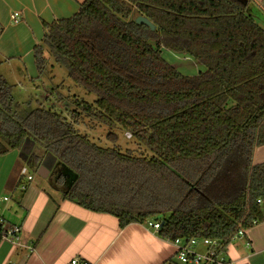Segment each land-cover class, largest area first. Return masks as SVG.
<instances>
[{"label":"trees","instance_id":"16d2710c","mask_svg":"<svg viewBox=\"0 0 264 264\" xmlns=\"http://www.w3.org/2000/svg\"><path fill=\"white\" fill-rule=\"evenodd\" d=\"M252 0H86L44 24L40 76L52 56L94 103L74 100L71 120L41 106L20 118L0 75V155L42 147L75 174L56 177L62 198L111 214L120 226L160 221L169 241L216 240L264 222V24ZM144 16L155 30L136 23ZM163 50L204 70L180 72ZM130 133L137 149L104 148L81 132ZM26 164L36 171L41 158ZM260 201V203L258 202ZM1 242V239H0Z\"/></svg>","mask_w":264,"mask_h":264},{"label":"crops","instance_id":"0c3cea01","mask_svg":"<svg viewBox=\"0 0 264 264\" xmlns=\"http://www.w3.org/2000/svg\"><path fill=\"white\" fill-rule=\"evenodd\" d=\"M85 1L0 0V75L16 88L27 81L35 83L40 74L34 50L44 38V24L72 17ZM247 10L255 18L258 12L264 14V0H252ZM37 150L31 147L0 155V215L20 227L15 241L1 240L0 264H71L74 259L89 264H181L174 242L144 224L123 228L111 214L63 199L56 177L62 175L68 185L74 176L49 154L32 171L26 158L31 152L38 154ZM255 162H264V146L256 149ZM22 168L33 175L25 190L19 188ZM38 174L45 183L36 181ZM241 252L247 254L245 259L239 258ZM223 258L236 264H264V222L245 229Z\"/></svg>","mask_w":264,"mask_h":264},{"label":"rangeland","instance_id":"374dc122","mask_svg":"<svg viewBox=\"0 0 264 264\" xmlns=\"http://www.w3.org/2000/svg\"><path fill=\"white\" fill-rule=\"evenodd\" d=\"M258 15H262V17ZM256 18L260 23L264 24V14L258 12ZM163 54L169 61L171 60L172 64L183 74L195 75L204 70L202 65L186 56L178 55L167 50H163ZM49 60L50 64L47 70L35 83L27 81L26 86H17V88L14 87L12 89L13 111L18 117L25 118L36 108L45 106L47 108H54L58 112L63 113L68 120H71L72 111L76 107L74 102L75 99L79 100V102L86 101L89 103H94L97 100V94L88 93L84 87L77 85L71 80L68 75V69L65 66L57 63L52 56H49ZM79 128L83 134L89 135L91 140L101 147L108 148L118 146L123 152L127 149H137L134 140L131 139L130 133H125L122 130L114 131L117 138L113 139L109 136V131L106 127L88 130L84 125H79ZM36 152L41 160L46 155L42 147H38ZM44 170L49 172V168H45ZM53 176L54 175H52V177ZM36 181L46 182L45 177L39 174L36 175ZM69 181H72V177H70ZM52 182V179H50L49 183ZM63 185V187L66 186L65 183H63ZM204 249V245L199 246L200 251H204Z\"/></svg>","mask_w":264,"mask_h":264},{"label":"built area","instance_id":"2783aa9c","mask_svg":"<svg viewBox=\"0 0 264 264\" xmlns=\"http://www.w3.org/2000/svg\"><path fill=\"white\" fill-rule=\"evenodd\" d=\"M20 177L21 184L19 188L21 190H25L27 183L33 180V175L29 173L27 168H22L20 171ZM258 202L260 203V201ZM144 225L155 232H158L162 226L161 222L157 220H149L145 222ZM19 232V226L11 224L0 215L1 240L15 241ZM244 235L245 229H240L235 235L231 237V240L226 246L225 251L219 255L216 254V250L219 248V243L216 240L197 237H192L187 240L176 239L173 241L176 246V258L181 264H236L235 261L226 262L223 258V255L226 253L227 249H229L232 243L240 240V238H242ZM200 245H204L207 248L203 253L198 251ZM247 245L249 248L250 244L248 243ZM246 257L247 254L244 252L239 254L240 259H245ZM71 264H89V262L81 259H74L72 260Z\"/></svg>","mask_w":264,"mask_h":264},{"label":"water","instance_id":"95a60500","mask_svg":"<svg viewBox=\"0 0 264 264\" xmlns=\"http://www.w3.org/2000/svg\"><path fill=\"white\" fill-rule=\"evenodd\" d=\"M136 23L138 24H144V25H147L151 28V30H155V25L149 20L147 19L146 17L144 16H138L136 18ZM64 170L67 172V174H71L74 176V179L76 178L75 174H73L70 170H68L67 168L63 167ZM71 185V182H69V186Z\"/></svg>","mask_w":264,"mask_h":264}]
</instances>
